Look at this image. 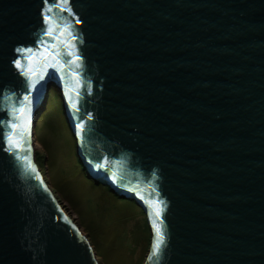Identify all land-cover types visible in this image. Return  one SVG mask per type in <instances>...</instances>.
Listing matches in <instances>:
<instances>
[{"label":"water","instance_id":"obj_1","mask_svg":"<svg viewBox=\"0 0 264 264\" xmlns=\"http://www.w3.org/2000/svg\"><path fill=\"white\" fill-rule=\"evenodd\" d=\"M52 86L144 264H264V0H0V264H99L36 162Z\"/></svg>","mask_w":264,"mask_h":264},{"label":"rangeland","instance_id":"obj_2","mask_svg":"<svg viewBox=\"0 0 264 264\" xmlns=\"http://www.w3.org/2000/svg\"><path fill=\"white\" fill-rule=\"evenodd\" d=\"M35 158L66 212L88 237L99 264H144L151 242L145 212L96 185L82 169L59 90H49L34 127Z\"/></svg>","mask_w":264,"mask_h":264},{"label":"snow or ice","instance_id":"obj_3","mask_svg":"<svg viewBox=\"0 0 264 264\" xmlns=\"http://www.w3.org/2000/svg\"><path fill=\"white\" fill-rule=\"evenodd\" d=\"M29 52H31V50H29ZM29 59H32V56H29ZM16 67L17 68H22V65L19 62H17ZM33 87H34V85H33ZM25 99H27V97H25ZM23 111H24V109L22 108L21 109V112H23ZM14 127H18V125H14ZM25 134H27V135L30 136V132H29V130L27 128L25 129ZM9 146L23 150L22 143H20V142H13L12 141V137H9ZM27 150L30 151V147ZM31 170L33 172H36V169H35V166L34 165L31 166ZM157 215H159V213H157ZM157 237H158V242H157V245H156V250L158 251L159 250V247H160V241L162 240V236H161L160 230L158 228H157Z\"/></svg>","mask_w":264,"mask_h":264},{"label":"bare ground","instance_id":"obj_4","mask_svg":"<svg viewBox=\"0 0 264 264\" xmlns=\"http://www.w3.org/2000/svg\"><path fill=\"white\" fill-rule=\"evenodd\" d=\"M64 208V207H63ZM65 209V208H64ZM66 211V210H65Z\"/></svg>","mask_w":264,"mask_h":264}]
</instances>
